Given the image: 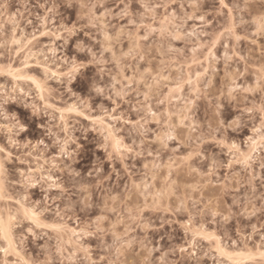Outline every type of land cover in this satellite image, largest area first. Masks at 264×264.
<instances>
[{
	"label": "rangeland",
	"instance_id": "1",
	"mask_svg": "<svg viewBox=\"0 0 264 264\" xmlns=\"http://www.w3.org/2000/svg\"><path fill=\"white\" fill-rule=\"evenodd\" d=\"M264 0H0V264H264Z\"/></svg>",
	"mask_w": 264,
	"mask_h": 264
},
{
	"label": "snow or ice",
	"instance_id": "2",
	"mask_svg": "<svg viewBox=\"0 0 264 264\" xmlns=\"http://www.w3.org/2000/svg\"><path fill=\"white\" fill-rule=\"evenodd\" d=\"M261 24L264 26V17L261 18ZM3 149H0V152H2ZM9 229L4 225V222L2 219H0V239H7V233Z\"/></svg>",
	"mask_w": 264,
	"mask_h": 264
},
{
	"label": "bare ground",
	"instance_id": "3",
	"mask_svg": "<svg viewBox=\"0 0 264 264\" xmlns=\"http://www.w3.org/2000/svg\"><path fill=\"white\" fill-rule=\"evenodd\" d=\"M4 225L9 229L8 233H7V239L11 238V233H10V226L8 223H4Z\"/></svg>",
	"mask_w": 264,
	"mask_h": 264
}]
</instances>
